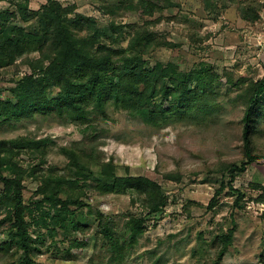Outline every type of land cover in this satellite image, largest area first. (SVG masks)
<instances>
[{
    "label": "trees",
    "instance_id": "obj_1",
    "mask_svg": "<svg viewBox=\"0 0 264 264\" xmlns=\"http://www.w3.org/2000/svg\"><path fill=\"white\" fill-rule=\"evenodd\" d=\"M173 5L172 0L113 1L104 8L113 15L108 40L93 16L77 13L75 5L59 0H48L38 10H31L29 0H25L13 3L14 10L0 11V76L19 62L28 68L14 80L8 97L0 90V126L41 115L89 127L109 120L111 107L154 127L217 122L227 103L242 110L244 161L222 164L220 170L229 178L216 190L209 208L217 205L226 188L234 192V205L241 208L245 196L235 183L248 165L264 160L258 143L264 135V77L235 78L231 73L221 75L211 66L184 70L171 61L150 66L147 57L159 45L150 22L130 26L133 33L124 30L116 18L122 11L153 17ZM245 6L246 19L260 17L253 2H245ZM33 19L39 22L35 32L26 27ZM17 20L23 25L15 23ZM126 34L131 35L129 45L114 46ZM91 141L86 138L62 148L68 159L62 171L55 166L39 169L47 163L49 138L0 139V208L5 212L3 222L8 223L6 236L0 239V256L9 258V264H48L35 254L46 241L42 229L53 239L61 233L74 234L70 248L82 249L89 245L95 225L107 245V263H125L146 232L145 218L130 215L119 231L111 216L89 202L86 187L99 196L131 195L149 214L165 208L168 197L159 181L131 174L129 168L124 175L119 174L117 163L105 161ZM22 154L32 155L38 163L28 170L20 164ZM28 171L41 181L36 190L41 197L32 205L24 198L23 180ZM164 178L176 180L171 173ZM253 187L259 191L257 200L264 203V184ZM235 230L234 225L212 242L213 264H222Z\"/></svg>",
    "mask_w": 264,
    "mask_h": 264
},
{
    "label": "rangeland",
    "instance_id": "obj_2",
    "mask_svg": "<svg viewBox=\"0 0 264 264\" xmlns=\"http://www.w3.org/2000/svg\"><path fill=\"white\" fill-rule=\"evenodd\" d=\"M25 0H0V11L14 10L13 3ZM48 0H29L31 10H38ZM64 5H75L77 13L93 16L101 34L107 39L113 20L105 6L116 0H59ZM153 17L142 18L131 11H122L116 18L124 30L150 22L151 31L159 43L149 56L150 66L156 62H175L184 70L211 66L221 75L231 73L235 78L258 80L264 77V0H172ZM245 2H253L259 18L246 19ZM15 23L23 25L21 20ZM30 31H38L37 19L26 23ZM134 33V32H133ZM131 35L126 34L116 47L126 48ZM108 40V39H107ZM36 56V55H34ZM28 71L21 64L6 69L0 76V90L8 97L14 80ZM217 122H181L154 127L141 119L131 118L126 112L109 108L110 119L94 126H80L51 117L36 116L30 120L0 126V139L29 137L52 140L47 163L40 170L55 166L67 167L68 159L62 148L89 138L91 145L105 161L117 163V172L146 175L159 181L168 197L167 205L157 214H149L131 195L99 196L86 187L89 202L94 208L111 216L121 231L128 216L146 220V232L123 264H213L215 253L212 242L217 235L234 225L233 244L222 264H264V203L259 202V191L253 184H264V160L247 166L235 187L244 194L243 206L236 207L234 192L226 188L217 205L209 204L228 175L220 170L223 163L241 164L244 161L240 118L242 110L231 105L218 113ZM104 128V129H103ZM91 138V139H90ZM264 151V135L259 140ZM20 164L30 170L38 163L28 154L20 156ZM12 175L8 171L4 172ZM171 173L176 180H165ZM25 202L32 205L41 197L36 190L41 184L28 171L23 180ZM3 185L0 183V192ZM0 208V239L8 229L3 222L5 212ZM86 212V211H85ZM3 222V223H2ZM33 231L35 228L32 229ZM35 230V234H37ZM46 241L36 250L39 261L48 264H108L105 239L96 225L87 247L70 248L74 234L62 233L51 238L46 229ZM0 256V264H9Z\"/></svg>",
    "mask_w": 264,
    "mask_h": 264
}]
</instances>
